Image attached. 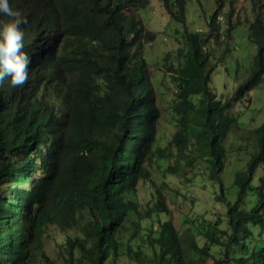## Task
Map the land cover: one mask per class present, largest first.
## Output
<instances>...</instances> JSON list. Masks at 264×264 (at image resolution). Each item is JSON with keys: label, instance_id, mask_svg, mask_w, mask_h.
I'll use <instances>...</instances> for the list:
<instances>
[{"label": "trees", "instance_id": "obj_1", "mask_svg": "<svg viewBox=\"0 0 264 264\" xmlns=\"http://www.w3.org/2000/svg\"><path fill=\"white\" fill-rule=\"evenodd\" d=\"M254 1L264 6V0ZM9 2L27 20L21 25L23 51L32 56V69L23 87L0 86V264H54L43 254L49 224L77 231L63 249L70 261L79 249L83 261L76 264H113L123 246L125 255L139 262L142 247L124 242L126 223L131 236L142 229L127 195L147 177L149 153L169 157L166 149H151L156 117L139 52L140 40L153 33L136 14L147 0ZM162 5L184 22V0ZM187 33V55L196 67L205 59L203 44L212 37L217 41L218 33L212 27L207 36ZM249 33L253 68L239 92L251 90L264 72L263 15L255 14ZM199 83L179 95L186 113L193 106L190 95L204 86ZM203 114V146L215 175L224 165L228 132L238 125L216 103L205 105ZM87 129L98 138L92 145L84 139ZM245 140L249 159L234 175L235 201L231 204L222 192L217 196L226 201V226L208 223L200 234L207 247L200 249L187 235L178 237L169 224L161 225L156 238L161 254L152 264H206L211 246L220 249L216 264H264V123ZM188 143L185 135L181 144L187 149ZM249 194L255 203L246 199Z\"/></svg>", "mask_w": 264, "mask_h": 264}, {"label": "rangeland", "instance_id": "obj_2", "mask_svg": "<svg viewBox=\"0 0 264 264\" xmlns=\"http://www.w3.org/2000/svg\"><path fill=\"white\" fill-rule=\"evenodd\" d=\"M215 1L185 0L184 24L172 20L167 15L161 5V0H149L148 6L145 9L141 8L137 14L145 27L157 33L155 43L147 44L145 52L150 71L149 80L154 91V103L160 114L159 119L156 120V142L152 150L159 147L166 149L169 153V157L164 158L151 156L149 153V159L144 166L149 178L139 184L135 194L139 203L138 215L144 217L145 212L153 206L152 192L155 188H159L165 195L170 216L178 233L187 235V238L194 236L201 247L204 245V240L199 237V230L205 229L208 221L217 222L221 228L226 226V204L217 199L220 186H222L223 195L227 201H233L236 197V187L232 183L233 175L235 171L245 166L246 161L245 150L241 146L244 139L239 140L235 136L238 134L237 131H231L228 137L224 167L218 173V180H212L209 175L205 148L202 147L203 150L200 152L199 144L195 143V140L200 138L199 134L192 138L194 146L190 149L180 150L181 147L176 144V141L188 132L191 126L198 129L199 125L193 119L194 114H191L187 122L190 127H185L183 116L176 112L180 99L175 89L180 84L178 79L182 73L179 71L185 63L187 49L183 35L185 30L195 32L199 29H206L205 23L209 21L215 9ZM222 1L225 4L228 2V0ZM233 6L235 9L233 16L239 24H242L237 26V33L234 34V39L230 43L231 52L226 54L221 49L213 50V48L212 61L204 69V71L212 70L213 88L218 96H222V99L232 97L235 84L246 73L255 54V47L248 40V26L243 25L246 24L245 18L252 10V0H236ZM222 45L218 42L214 47L219 48ZM183 75L187 76L186 73ZM254 90L251 91V98L245 97L233 105L232 113L241 116L240 125L242 127L245 124L250 128L258 126L264 118V88L261 85L258 91L253 92ZM251 195L249 194L248 197L250 198ZM139 222L142 229L140 232H134L132 236L130 222L126 223V243L128 246L140 245L149 255L152 253V244L156 245L158 235L150 232L148 238L146 237L147 231L143 230L153 225L152 231H156L158 223L164 220L152 216L150 219L144 218ZM72 233L76 234L75 231ZM67 234L70 235L71 231L62 232L55 226L47 227L45 230V251L50 258L56 259L57 264L65 263L58 253L62 250L63 242L67 240ZM156 251L158 253V248ZM219 251L218 246H211L208 253L212 257L207 259L206 264H216L214 258L219 259ZM122 253H125L124 248ZM236 253H239L238 249ZM114 264L137 263L122 254L115 259Z\"/></svg>", "mask_w": 264, "mask_h": 264}, {"label": "clouds", "instance_id": "obj_3", "mask_svg": "<svg viewBox=\"0 0 264 264\" xmlns=\"http://www.w3.org/2000/svg\"><path fill=\"white\" fill-rule=\"evenodd\" d=\"M235 1L236 0H228V2L225 4L222 0H216L215 1V4H216L215 9H214L212 15L210 16L209 21L205 23L206 29H204V30L199 29L198 31H195V32H193L191 30L190 31L185 30L188 32L187 34L197 33L200 35H206L207 36V34L210 32V27H212L213 29L215 28L216 32L218 33L217 41H215L214 38L212 37L209 39L208 42L203 44V49H204V51H206V54L201 58H205V59L200 61L196 67L194 66V63L191 60H189V57L187 55L189 47H188V43H187V37H186V34L184 32L183 36L186 40L187 49H186V54H185V63L179 71L182 73L180 75V78L178 79V81H180V84H179L178 88L175 89L177 96L180 99L179 105L176 107V112L179 115L183 116V121L185 122L184 123L185 127H190V124L187 122L189 121V115H191V114H194L193 119L199 125H198V129H194V127L191 126L189 131L185 132L184 135L176 141V144L181 147L180 150L182 148H183L182 150H185V148L182 146L181 143H182L183 137L186 135V137L188 136V139H189V143L186 146H188L187 149H190V147L194 146V144L192 145V138L197 137V135L199 134L200 138L196 139L195 143L199 144L198 150H200V152H202V150L204 148V146H203V140H204L203 132H204V130L202 128V125L204 123V120L207 117V115L204 116V114H203L204 107H205V105H207L209 103H216L222 111H224L225 113H227L229 115L228 118L234 117L236 120V124L238 125V128H236V129L231 128V130L228 132V136L226 138V145L224 146L226 153H227L228 137L231 135V131H237L238 134H236L235 136L238 137L239 140L244 139V143L241 146L245 150V156H246L245 166H246V163L249 159V156L247 154L248 153V145H247V141L245 140V136L247 133L250 134V133L254 132L255 129H257L259 126H261L264 123V118H263V121H261L258 126L250 128V127H247L245 124V126L242 127L240 125L241 116L240 115H234L232 113V109H233V105L235 102H237L239 100H243L245 97L251 98V94H252L251 91L254 90L255 87L259 83L262 82L263 77H264V72L262 74L261 80L257 83L256 86H254L249 91L243 90V91L239 92L238 89L246 81V79L250 75L251 69L253 68V61H252V63L249 65V68L247 69L246 73L242 76L241 80L237 84H235L234 89H233V93H232V97L231 98L225 97L222 99V96L221 95L218 96V94L216 93V90L213 88V82L214 81L211 78L212 77V70L204 71L206 65L212 61L211 56H213V52H214V51L212 52L213 48H214L213 50L221 49L226 54L231 52L230 51V43L234 39V34L237 33V26L242 24V23L239 24L233 16V14L235 13V9L233 6ZM148 4H149V0H147V4L145 5V7L143 9H145L148 6ZM162 4H163V0H161V5ZM162 7H163V5H162ZM140 9L141 8L137 9L136 14H138V12L141 11ZM251 9H252L251 12L245 18L246 24H243V25L248 26V40L252 43V41L250 39V33H249V24L253 21L255 14L259 13V14L264 16V6L259 4V3H256L254 0H252ZM134 11H136V10H134ZM167 15L172 20H174L180 24L185 23V20H184V22H180V21L172 18V16H170L168 13H167ZM137 18H138V16H137ZM138 20L141 22V20L139 18H138ZM26 23H27V20L25 19L22 12L17 10V9H14L11 6L9 0H0V86L3 85V83H5V85H6L5 88L15 89L16 87H23L27 83L28 78H31L32 56H28V54L23 51L24 45L26 44V42H25V38H24L25 34L21 28V25L26 24ZM141 24L145 30H147L150 33H153L152 37H151V35H146L144 38H142L140 40L139 59H141L142 62L144 63L145 82H146V85L148 86V89L150 91L148 101H150V105H151L152 110L154 112V115L156 117V119L153 120V128H154V124H155V132L154 133L156 135V120L159 119L160 114H159V109H158L157 105L154 103V91H153L152 84L149 80L150 71H149V65L146 61L145 52H146V45L147 44L155 43L157 33L155 31H153L152 29L145 27L142 22H141ZM185 28H186V26H185ZM218 42H221L223 45L219 48L214 47V45H216ZM211 45H212V47H211ZM254 47H255V45H254ZM210 50H211V52H210ZM253 59H254V56H253ZM184 73H186L187 76H184L183 75ZM6 79H9V80H6ZM183 80L187 81L186 85L183 82ZM200 80L203 81L204 86H202L201 91H199V90L196 91L194 89V86H193L195 93L190 95V97H189V101H191L193 106H192V108L188 109V111L186 113L184 111V108L182 105L183 101L179 95H180V93H182L183 89L191 87L193 82L200 84L199 83ZM261 85L264 88V80L253 92L258 91L260 89ZM197 112H199V113H197ZM87 131H88V133L84 136V139H85L86 143L92 145L93 142L94 143L97 142L98 138H96L94 136L96 134L95 132L90 131V129H87ZM156 149H157V147H156ZM238 150H241V149L238 148ZM206 152H207V158L205 157V153H203V156L205 157V159L208 163L207 170L208 169L210 170L209 175L212 178V180H214V179L218 180L219 179L218 173L223 170L224 165L219 172H217L215 175H213L212 171H211V165H210V158L208 155V150ZM225 154H224V162H225ZM144 166H145V164H144ZM245 166H243L241 169H238L237 171L243 170L245 168ZM237 171L234 172V175ZM234 175H233V179H234ZM148 178H149L148 174H147V177L145 179L140 178L139 181L137 182L136 186H135L134 191L131 193V197L129 195H127V199H133L134 200V202L136 204V213H137L136 216L139 218V220L140 219L143 220L144 218H146V220H147V219H150L152 216H156L159 220H164V222L158 223V225L156 226V231H152L153 225H151L147 229H144L143 231L144 232L147 231L148 235L150 232L157 234L161 225L169 224L170 228L174 231L176 236H178V237L183 236V234L178 233L177 228L175 226V223L170 216V211L168 209V206H167V203L165 200V195L160 191L159 188H155V190L152 192V196L154 199L153 206L145 212L144 217H142V216L140 217L138 215L140 212L139 211V203L135 197V194L137 193V188H138L139 184L142 181L143 182L147 181L146 179H148ZM235 187H236V192H237V186H235ZM219 192H222V195H223L222 186H220ZM236 192H235V195H236ZM235 198L236 197H234L233 201H231V202L229 201V202L232 204L235 201ZM246 199H252L253 200L252 203H255V196L253 194L251 195L250 198L247 195ZM221 201L226 204L225 200L224 201L221 200ZM158 203H161V206L156 207V205H158ZM244 207H245V209H249L250 204H247ZM226 209H227V206H226ZM225 216H226V211H225ZM208 223H211V222L208 221ZM226 224H227V222H226ZM51 226H55V225L54 224L48 225V227H51ZM46 228H45V230H46ZM59 230L62 232L63 231H66V232L71 231V234L70 235L67 234V237L70 236V237H72V239L77 235V231L74 228H69L66 230L59 229ZM74 231L76 232V234L72 233ZM204 231H205V229L199 230V237H201L200 234H203ZM44 234H45V232H44ZM44 238H45V235L43 236V239H42L43 240V254L46 258L51 260L54 264H57L56 259L50 258L47 255V253L45 251V247H44ZM126 238H127V236H125V240H124L125 243H126ZM191 239L197 242V239H195L194 236H192ZM66 242H67V240H66ZM204 242H205V240H204ZM63 244H65V241L63 242ZM126 246H127V243H126ZM132 246H135V245H132ZM138 246H140V245H138ZM128 247H131V245H129ZM199 247H200V249H204L207 247V244H204L203 247H201V246H199ZM123 248L125 249V246H123ZM157 248L159 250L157 243H156V245L152 244V253L149 255L142 248L144 251V255L142 256L140 261L136 262V263L137 264H152V263L156 262L155 255L158 258L161 254L160 250L157 253V251H156ZM63 249H64V245L62 246L61 252L58 253V256L60 258L64 259V262H65L64 264H76V262L80 261L81 259L83 261L82 255L79 256V253H81V252H79V249H74L72 261L69 260L68 255L63 254ZM133 250H135V249H133ZM122 254L125 255V253L121 252V255ZM189 254L191 255L193 260H195V261L198 260L199 255L197 254V252L192 251ZM63 255L65 258L63 257ZM67 256H68V259H66ZM157 262H159V259L157 260Z\"/></svg>", "mask_w": 264, "mask_h": 264}]
</instances>
